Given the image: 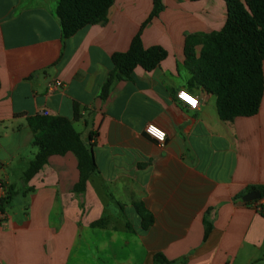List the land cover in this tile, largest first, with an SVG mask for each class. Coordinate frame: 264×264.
<instances>
[{"label":"crops","instance_id":"obj_1","mask_svg":"<svg viewBox=\"0 0 264 264\" xmlns=\"http://www.w3.org/2000/svg\"><path fill=\"white\" fill-rule=\"evenodd\" d=\"M160 1L141 42L165 59L113 82L102 100L112 55L128 51L153 0H114L106 23L67 39L58 0H0V202L10 195L0 264H264V215L243 201L264 190V62L256 115L222 122L202 88L190 93L198 109H186L175 98L189 93L185 38L219 32L226 6ZM51 83L62 87L48 91ZM42 112L87 140L96 171L83 192L74 191L71 153L24 180L38 152L28 120ZM149 125L164 132L162 145L146 135Z\"/></svg>","mask_w":264,"mask_h":264},{"label":"trees","instance_id":"obj_2","mask_svg":"<svg viewBox=\"0 0 264 264\" xmlns=\"http://www.w3.org/2000/svg\"><path fill=\"white\" fill-rule=\"evenodd\" d=\"M226 6V20L219 32L188 35L184 43V65L190 74L189 93L204 89L216 97L218 117L229 122L237 117H252L258 113L263 94L264 62V0H222ZM114 0H58L56 16L62 39L73 36L89 25L104 24ZM161 1L153 0V9L132 39L125 53L112 55L113 71L108 75L100 98L109 94L115 81L131 78L135 68L146 72L154 70L166 57L159 47L144 49L141 33L144 27L161 11ZM200 46L198 54L195 47ZM75 110V119L78 118ZM29 128L38 146L35 158L29 163L24 180H29L50 157L71 153L77 161L79 179L75 192H83L96 166L89 144H85L72 124L61 117L38 115L28 120ZM90 139V137H89ZM263 196V189H259ZM10 195L0 202V211L9 204ZM145 227L144 212L139 211ZM102 225L94 224V227ZM157 259H160L157 257Z\"/></svg>","mask_w":264,"mask_h":264},{"label":"built area","instance_id":"obj_3","mask_svg":"<svg viewBox=\"0 0 264 264\" xmlns=\"http://www.w3.org/2000/svg\"><path fill=\"white\" fill-rule=\"evenodd\" d=\"M62 85L60 83H51L48 85V91H52L56 88H61ZM176 101L183 105L186 109L190 111H195L199 107V101L198 99L191 95L190 93H187L185 91H178L175 94ZM41 115L47 116V112H42ZM145 133L147 136H149L151 139H153L157 144L162 145L165 140V134L162 130L159 128L149 125L145 128ZM1 190V186H0ZM252 206L254 210H256L261 215H264V196H261L259 200L253 201Z\"/></svg>","mask_w":264,"mask_h":264},{"label":"water","instance_id":"obj_4","mask_svg":"<svg viewBox=\"0 0 264 264\" xmlns=\"http://www.w3.org/2000/svg\"><path fill=\"white\" fill-rule=\"evenodd\" d=\"M84 142H87V140H85ZM260 197H261L260 193L258 191H255V192H252V193H249L248 195H246L243 198V201L245 203H249V202H253V201L259 200Z\"/></svg>","mask_w":264,"mask_h":264}]
</instances>
